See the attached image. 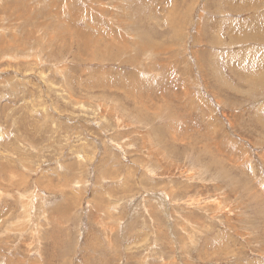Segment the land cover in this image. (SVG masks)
Returning <instances> with one entry per match:
<instances>
[{"label":"rangeland","instance_id":"374dc122","mask_svg":"<svg viewBox=\"0 0 264 264\" xmlns=\"http://www.w3.org/2000/svg\"><path fill=\"white\" fill-rule=\"evenodd\" d=\"M0 264H264V0H0Z\"/></svg>","mask_w":264,"mask_h":264},{"label":"bare ground","instance_id":"6f19581e","mask_svg":"<svg viewBox=\"0 0 264 264\" xmlns=\"http://www.w3.org/2000/svg\"><path fill=\"white\" fill-rule=\"evenodd\" d=\"M90 1V0H89ZM118 2V1H117ZM155 2V1H154ZM107 3V2H106ZM175 3V2H174ZM85 5V4H84ZM104 6V5H103ZM111 6V5H110ZM163 6V5H162ZM72 7V6H71ZM110 8V7H109ZM170 13V12H169ZM124 14V13H123ZM150 14V13H149ZM92 15V14H91ZM133 15V14H132ZM116 16V15H115ZM87 17V16H86ZM101 17V16H100ZM90 18V17H89ZM97 18V17H96ZM84 19H87V18H84ZM109 19V18H108ZM114 19H115V17H114ZM113 20V19H112ZM122 20V19H121ZM152 20V19H151ZM79 22V21H78ZM111 23V22H110ZM77 24V23H76ZM87 25V24H86ZM101 27H103V26H101ZM88 29V28H87ZM123 32V31H122ZM105 33V32H104ZM128 35V34H127ZM102 41V40H101ZM98 45V44H97ZM132 50V49H131ZM142 62V61H141ZM168 63V62H167ZM144 68V67H143ZM113 149V148H112ZM122 152V151H121ZM111 158V157H110ZM114 158V157H113ZM111 160V159H110ZM117 162V161H116ZM195 174V173H194ZM198 176V175H197ZM215 177V176H214ZM212 179V178H211ZM129 188V187H128ZM219 195V194H218ZM207 200V199H206ZM43 201V200H42ZM223 201V200H222ZM199 202V201H198ZM23 203V202H22ZM45 203V202H44ZM213 204V203H212ZM184 205V204H183ZM217 205V204H216ZM215 205V206H216ZM204 207V206H203ZM226 207V206H225ZM188 208H191V207H188ZM214 208V210H215V207H213ZM217 208V207H216ZM228 211V210H227ZM195 212V211H194ZM205 212V211H204ZM210 214V213H209ZM212 214H213V212H212ZM107 217V216H106ZM181 218V217H180ZM234 228V227H233ZM16 248V247H15Z\"/></svg>","mask_w":264,"mask_h":264}]
</instances>
